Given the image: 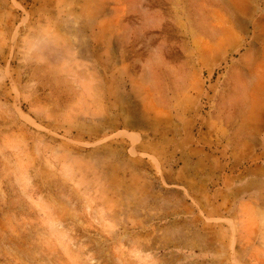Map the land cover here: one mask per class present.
Wrapping results in <instances>:
<instances>
[{"label": "rangeland", "instance_id": "1", "mask_svg": "<svg viewBox=\"0 0 264 264\" xmlns=\"http://www.w3.org/2000/svg\"><path fill=\"white\" fill-rule=\"evenodd\" d=\"M0 264H264V0H0Z\"/></svg>", "mask_w": 264, "mask_h": 264}]
</instances>
